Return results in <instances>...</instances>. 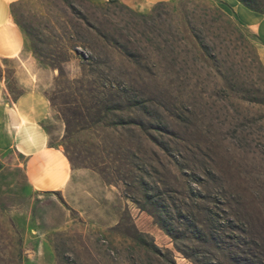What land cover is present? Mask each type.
<instances>
[{
	"label": "rangeland",
	"instance_id": "obj_1",
	"mask_svg": "<svg viewBox=\"0 0 264 264\" xmlns=\"http://www.w3.org/2000/svg\"><path fill=\"white\" fill-rule=\"evenodd\" d=\"M8 16L23 42L0 57L4 99L42 93L73 167L50 191L2 166L0 264H264V12L18 0Z\"/></svg>",
	"mask_w": 264,
	"mask_h": 264
},
{
	"label": "crops",
	"instance_id": "obj_2",
	"mask_svg": "<svg viewBox=\"0 0 264 264\" xmlns=\"http://www.w3.org/2000/svg\"><path fill=\"white\" fill-rule=\"evenodd\" d=\"M15 1L0 0V57H14L22 48L20 28L8 16V5ZM50 114L48 100L35 90L7 103L0 81V171L11 161V166L22 169L33 190H60L71 175L68 160L60 150L50 147V135L43 129Z\"/></svg>",
	"mask_w": 264,
	"mask_h": 264
},
{
	"label": "trees",
	"instance_id": "obj_3",
	"mask_svg": "<svg viewBox=\"0 0 264 264\" xmlns=\"http://www.w3.org/2000/svg\"><path fill=\"white\" fill-rule=\"evenodd\" d=\"M235 1L239 2L242 6H244L246 9L250 10L251 12H255V13L264 12V0H235ZM16 23L18 26H21L18 20H16ZM23 29L26 28L23 27ZM67 160L70 167H73L71 161L69 159ZM8 257H9V261H8L9 264H22V258L20 252L16 253L14 251H11L9 252Z\"/></svg>",
	"mask_w": 264,
	"mask_h": 264
},
{
	"label": "bare ground",
	"instance_id": "obj_4",
	"mask_svg": "<svg viewBox=\"0 0 264 264\" xmlns=\"http://www.w3.org/2000/svg\"><path fill=\"white\" fill-rule=\"evenodd\" d=\"M230 1V0H229ZM242 6V5H241ZM243 8H245L244 6H242ZM246 9V8H245ZM248 12H251L250 10L246 9Z\"/></svg>",
	"mask_w": 264,
	"mask_h": 264
}]
</instances>
